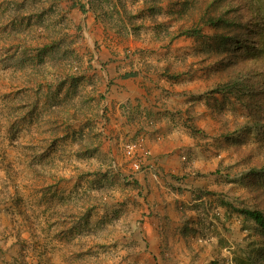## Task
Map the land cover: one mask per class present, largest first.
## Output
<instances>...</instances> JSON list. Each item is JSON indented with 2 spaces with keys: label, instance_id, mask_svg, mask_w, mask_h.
<instances>
[{
  "label": "rangeland",
  "instance_id": "374dc122",
  "mask_svg": "<svg viewBox=\"0 0 264 264\" xmlns=\"http://www.w3.org/2000/svg\"><path fill=\"white\" fill-rule=\"evenodd\" d=\"M72 1L0 0V264H237L235 255L247 261L262 239L236 212L227 218L216 199L264 208V127H254L251 108L262 101L255 82L264 60H248L252 77L240 96L243 89L228 88L233 76L225 62L200 52L202 45L219 49L214 36L222 23L202 25L200 38L167 34L164 27L177 31L203 11L218 15L222 0H194L198 9L189 16L179 13L183 0H158L160 25L138 0H127L134 14L121 17L131 27L121 33L111 8L107 27L89 0L86 13L70 9ZM256 1L264 14V0ZM163 69L169 73L158 78ZM129 72L140 87L124 76ZM146 86L164 97L166 88L172 108L143 94ZM120 94L152 109L154 120L171 111L167 125L179 138L175 131L167 140L158 135L156 144L189 168L174 181L195 219L196 232L186 239L175 208L170 228L157 230L162 215L135 180L152 159L150 135L143 138L150 154L133 171L123 145L134 133L121 122ZM198 191L222 221L203 222L189 210Z\"/></svg>",
  "mask_w": 264,
  "mask_h": 264
},
{
  "label": "trees",
  "instance_id": "16d2710c",
  "mask_svg": "<svg viewBox=\"0 0 264 264\" xmlns=\"http://www.w3.org/2000/svg\"><path fill=\"white\" fill-rule=\"evenodd\" d=\"M107 1L109 3H107ZM140 3V6H144V9L146 11H149L152 15L151 19L160 25L162 10H158L156 8V3L158 0H138ZM137 1V2H138ZM220 6V11L218 15H212L208 12L203 11L202 14L199 15V19L196 20L195 17L190 18V24L187 23L184 27H178L177 31H173L171 29V26L164 27L167 28L166 32L168 35H170L172 38H177L178 36H181L182 34H186L187 36H193V37H204L202 33V25H213L217 26L222 23L219 28H224L220 33L216 34L214 38H216L215 44L219 46V49H216L214 51L213 47L210 45L204 46L200 48V52H202V55L204 58H210V55L216 54L218 58H220L225 64L227 65L228 70L231 72L233 76V80L231 82V85L228 86L229 89L234 90L235 87L241 90V94H238L240 96H243L244 94V83L246 82V79L249 80V77H252V74L249 75V71L246 69L247 62L250 59H255L257 61L263 62L264 60V14L262 13L260 4L256 0H222ZM88 5L90 6V9L93 11L94 14L99 15V17H104L103 23L108 27L109 21L106 20V17H108V8H111L112 11L118 15V20L122 22V24H119L118 21L115 23V28L117 32L121 33L122 29L131 28L130 25L127 27L125 26V22L123 23L121 17L123 15L131 16L133 15V11H130L132 9L129 8V5L127 3V0H89ZM182 8L179 10V13L182 14L184 11V15L189 16L190 14L193 15L195 10L198 9L196 3L194 0H183L182 2ZM70 9H78L82 13H86L88 11L86 7V3L84 0H73L72 3L69 6ZM180 14L176 15L177 19H180ZM98 17V16H97ZM123 18V17H122ZM130 18V17H129ZM189 18V17H188ZM107 21V23H106ZM128 22L132 23L131 20H127ZM132 27L134 30V34L137 35L136 29H135V23H132ZM172 30V31H171ZM227 30L229 32H227ZM52 44L55 43V33H51L50 35ZM215 52V53H214ZM244 58L243 61H240V58ZM246 63V65H245ZM264 63V62H263ZM246 66V67H245ZM147 68V67H146ZM150 68V67H149ZM147 70V69H146ZM148 71H152L151 68L148 69ZM147 72V71H146ZM167 69H163L162 71H159L157 73L158 78H162V75L168 74ZM178 74H175V76ZM125 77H132L136 76V72H129ZM246 78V79H245ZM256 90L258 89V92H261L262 96H259V99L261 98L262 101L260 103H257L256 107H251L253 110L254 116V122L253 125L257 129L261 130V128L264 127V123H261L264 119V75L260 77L256 82ZM252 87V85H251ZM149 97H154L155 101H157V104L164 105V108H168L171 106L172 108V101L168 94L166 93V88L162 89L163 93H165V96H163L162 92L160 94L155 95L154 94V87L146 86L144 87ZM162 94V95H161ZM171 103V104H170ZM121 117H122V123L124 125V129L126 130V133H134V136L130 141H136L139 138H147L148 135L151 137H155L157 134V125L159 123L158 119L152 118L153 117V111L150 108L144 109L140 107L139 105H132L130 101H126L121 104ZM127 111H126V110ZM169 109V108H168ZM170 111V110H169ZM169 111H164L163 114H170ZM171 112V111H170ZM156 115V114H155ZM157 118V117H156ZM264 129V128H263ZM258 130V131H259ZM132 131V132H131ZM146 144V143H145ZM264 174V159L261 162V169ZM198 170L194 171V174H198ZM187 174V173H184ZM181 177L182 179L186 176ZM173 181L179 182L181 178L178 176H173ZM137 179V178H136ZM135 179V180H136ZM174 189L175 186L173 185ZM178 191L181 189L178 188ZM199 190V189H196ZM257 192H262L260 189H256ZM255 190V191H256ZM213 191H205V194H211ZM200 191L196 192L195 197L191 202L189 203V210L191 212H194L198 214V216H203L202 221L206 222L209 218L214 217L215 219L221 220L222 217L219 213L215 211V208L211 207L210 203L208 201H203L199 194ZM198 194V195H197ZM213 194V193H212ZM211 194V195H212ZM218 201L217 203V209L224 208L226 211V217L229 218V215H231V212H236L239 216L243 217L245 221L252 222L254 225V231L256 234L260 236L262 239V245L259 247H256L253 252L248 254L247 261L244 260V258H238L234 256V259L236 260L237 264H264V208L261 206H257L254 208L247 207V206H235L232 201L228 200L227 198L223 197V195H219L216 199ZM209 202H212L209 201ZM175 209L177 214L176 220L179 221V228L180 234L186 239L188 236H190L191 233H195L196 230L191 227V224L194 222L195 219L191 217V213H187L186 209H184L183 204L180 205V203L175 201ZM189 215V216H188ZM169 221H171L172 216L169 214L165 217ZM193 219V220H192ZM191 220V221H190ZM203 225V223L201 224ZM170 226H167V228L164 230H168ZM189 231V233H188ZM183 238V239H184ZM185 241V240H184ZM256 246V244H250L248 247ZM235 253V251H234Z\"/></svg>",
  "mask_w": 264,
  "mask_h": 264
},
{
  "label": "crops",
  "instance_id": "0c3cea01",
  "mask_svg": "<svg viewBox=\"0 0 264 264\" xmlns=\"http://www.w3.org/2000/svg\"><path fill=\"white\" fill-rule=\"evenodd\" d=\"M132 78L129 82H132V86L138 88L139 85H142V83H138V80H136V76L129 77ZM139 84V85H138ZM161 85V83H159ZM162 86V85H161ZM140 87V86H139ZM123 92H126L124 89H122ZM161 90V88H160ZM129 91H133L132 88H129ZM135 91V90H134ZM141 91V90H139ZM143 91V90H142ZM145 94L147 97H149L148 94ZM120 96L123 98L122 101H120V104L126 101H130L133 104L132 99L135 97L132 95L128 96L120 94ZM164 112V111H162ZM161 118V120H158V126H157V134L155 137H151L148 139V145L152 148V159L148 161L147 168L142 172L141 174L137 175V182L138 185L144 184L145 187L149 190V195L148 198L150 199V205L153 208V213L155 214V210L158 208V213L156 212V215H162L160 217V222H162L161 226L157 227V230L160 229H166L167 226H171L172 222L166 219V215L168 216L175 208V201L178 200L180 205L182 204L183 200V192L178 191L177 189L179 187H175L177 189L173 188L174 181H173V176L174 175H182L185 170H188L189 168H185L186 163L182 161H177L174 159L172 156H168L163 149H160V147H164L163 145H157V139L158 135H163L168 136L169 134L171 135L174 131L171 130L167 125V118L166 116L161 113V114H156ZM165 117V118H164ZM166 126V127H165ZM168 131V133H167ZM176 132V131H175ZM177 133V132H176ZM168 134V135H167ZM165 136V139L167 140ZM179 138L178 133L174 137ZM147 143V141H146ZM166 148V147H165ZM151 166V167H150ZM180 172V173H179ZM156 174H160L158 177ZM162 176V177H161ZM157 177V178H156ZM162 178V179H161ZM172 178V180H171ZM161 179V182L159 181ZM171 180V182H170ZM154 181H157L158 183L155 184ZM181 181V180H180ZM150 207V206H149ZM172 210V211H171ZM161 211V212H160ZM175 212V211H174ZM172 216V215H171ZM159 222V223H160ZM179 226V223L176 224V227ZM170 228V227H169ZM160 246V245H159Z\"/></svg>",
  "mask_w": 264,
  "mask_h": 264
},
{
  "label": "built area",
  "instance_id": "2783aa9c",
  "mask_svg": "<svg viewBox=\"0 0 264 264\" xmlns=\"http://www.w3.org/2000/svg\"><path fill=\"white\" fill-rule=\"evenodd\" d=\"M123 150L125 156L131 160V168L133 171H140L142 169V165L145 164L142 161L143 157L150 154V150L146 147L143 138L124 143ZM154 174L157 175L156 173Z\"/></svg>",
  "mask_w": 264,
  "mask_h": 264
}]
</instances>
